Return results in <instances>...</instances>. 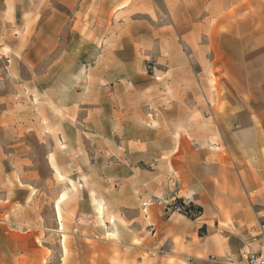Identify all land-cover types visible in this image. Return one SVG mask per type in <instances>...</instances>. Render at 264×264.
Listing matches in <instances>:
<instances>
[{"label": "rangeland", "instance_id": "rangeland-1", "mask_svg": "<svg viewBox=\"0 0 264 264\" xmlns=\"http://www.w3.org/2000/svg\"><path fill=\"white\" fill-rule=\"evenodd\" d=\"M163 1L150 0L154 11L122 30L110 29L104 14L59 13L57 0H0V264H58L54 204L63 196L59 209L71 221L75 203L86 214L95 195L67 179L100 175L121 157L125 130L147 133L158 112L172 116L151 104L158 91L159 101L187 102L195 87L204 102V88L220 85L219 47L208 38L241 21L227 11L240 0H212L223 12L211 14L203 2ZM171 70L181 72L174 85ZM147 85L153 92L139 98L137 87Z\"/></svg>", "mask_w": 264, "mask_h": 264}, {"label": "crops", "instance_id": "crops-1", "mask_svg": "<svg viewBox=\"0 0 264 264\" xmlns=\"http://www.w3.org/2000/svg\"><path fill=\"white\" fill-rule=\"evenodd\" d=\"M57 1L59 13L109 16L110 29H132L148 8L154 11L150 0ZM163 2L176 8L203 2L204 12H223L212 0ZM227 11L242 19L230 34L209 35L224 69L215 91L205 87L204 102L197 101L195 87H189L187 102L159 101L158 91L151 104L172 116L158 112L151 120L157 127L144 129L147 133L132 136L125 130L121 157L100 175L67 179L68 185L70 180L93 190L95 203L88 197L86 214L75 203L71 221L62 214L59 221L53 207L61 242L58 264H242L244 253L258 249L249 239L264 216V0H240ZM127 41L132 44L133 37ZM170 73L174 85L181 72ZM153 88L137 87L135 94L147 97ZM171 88L179 95V87ZM125 118V128L132 126L133 113ZM172 194L199 207L201 217L191 221L164 214L154 204L142 207Z\"/></svg>", "mask_w": 264, "mask_h": 264}, {"label": "built area", "instance_id": "built-area-1", "mask_svg": "<svg viewBox=\"0 0 264 264\" xmlns=\"http://www.w3.org/2000/svg\"><path fill=\"white\" fill-rule=\"evenodd\" d=\"M161 207L164 214H178L188 220H198L202 211L192 203L177 199L174 194L155 199L153 202H146L142 204L143 208L150 205ZM249 244L258 246L257 250L248 251L244 253L242 264H264V216L258 221L255 233L250 237Z\"/></svg>", "mask_w": 264, "mask_h": 264}, {"label": "bare ground", "instance_id": "bare-ground-1", "mask_svg": "<svg viewBox=\"0 0 264 264\" xmlns=\"http://www.w3.org/2000/svg\"><path fill=\"white\" fill-rule=\"evenodd\" d=\"M69 183L70 184H72V182L69 180ZM63 200V196L60 198V199H58L57 201L58 202H56V204H55V213H56V216H57V218L59 219V221H60V219H61V213H60V209H59V205H60V202ZM98 211H99V213L98 214H100L99 216H101V214H102V207H99L98 208ZM57 219V220H58ZM61 223V222H60ZM60 230H61V228H62V226H61V224H60Z\"/></svg>", "mask_w": 264, "mask_h": 264}]
</instances>
